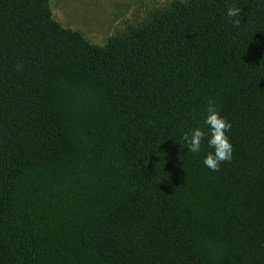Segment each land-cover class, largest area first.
Instances as JSON below:
<instances>
[{
	"label": "trees",
	"instance_id": "obj_1",
	"mask_svg": "<svg viewBox=\"0 0 264 264\" xmlns=\"http://www.w3.org/2000/svg\"><path fill=\"white\" fill-rule=\"evenodd\" d=\"M105 1L94 40L0 0V264H264V0Z\"/></svg>",
	"mask_w": 264,
	"mask_h": 264
},
{
	"label": "clouds",
	"instance_id": "obj_2",
	"mask_svg": "<svg viewBox=\"0 0 264 264\" xmlns=\"http://www.w3.org/2000/svg\"><path fill=\"white\" fill-rule=\"evenodd\" d=\"M225 15L230 18V22L234 27L240 26L241 7L229 5L226 8ZM204 123L209 129L207 142L213 151L206 154L203 163L210 170L219 171L221 163L232 159L233 146L226 135L231 130L232 125L220 116L215 103L207 105ZM205 136L206 133L200 128H189L182 134V139L186 143L189 152L199 153Z\"/></svg>",
	"mask_w": 264,
	"mask_h": 264
},
{
	"label": "rangeland",
	"instance_id": "obj_3",
	"mask_svg": "<svg viewBox=\"0 0 264 264\" xmlns=\"http://www.w3.org/2000/svg\"><path fill=\"white\" fill-rule=\"evenodd\" d=\"M105 3V0H51L52 11L57 19L67 26L82 30L94 40H98L106 31V24L110 21Z\"/></svg>",
	"mask_w": 264,
	"mask_h": 264
}]
</instances>
